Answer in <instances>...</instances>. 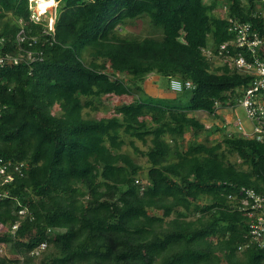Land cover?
<instances>
[{
  "label": "trees",
  "instance_id": "1",
  "mask_svg": "<svg viewBox=\"0 0 264 264\" xmlns=\"http://www.w3.org/2000/svg\"><path fill=\"white\" fill-rule=\"evenodd\" d=\"M55 1L51 31L29 0H0V54L19 56L0 65V158L23 162L0 185V264H264L238 194L264 193V138L218 137L194 114L235 108L250 86L202 49L233 37L228 16L263 32L264 0ZM144 17L158 34L122 33ZM149 73L193 87L152 103Z\"/></svg>",
  "mask_w": 264,
  "mask_h": 264
},
{
  "label": "built area",
  "instance_id": "2",
  "mask_svg": "<svg viewBox=\"0 0 264 264\" xmlns=\"http://www.w3.org/2000/svg\"><path fill=\"white\" fill-rule=\"evenodd\" d=\"M261 11L264 13V8ZM35 19L39 20V16L35 15ZM228 21L231 23L230 29L234 33L233 37L221 42L216 53L209 46L202 50L210 60L217 59L223 64L227 62L231 68L251 76L250 86L244 90L242 97L238 100L239 106L243 108L246 118L251 123V130L246 131L239 119H236L233 125L241 135L255 137L257 140L262 141L264 138L262 127L264 122V104L256 98V92L260 89L264 90V59L259 57L260 52L264 51V31L260 33L252 30L249 22L240 21L231 16H228ZM15 38L17 45L25 40L23 29L16 33ZM240 48H244L246 53L250 54L251 58L249 60L239 50ZM27 58L33 59L30 54H28ZM6 60L12 64H16L19 61L15 56L7 55V57H4L0 54L1 66ZM22 167V161H4L0 158V185L12 180L13 171L21 174ZM238 194L243 195L241 200L242 207L240 208L248 207L249 215L255 214V218L249 224L251 240L264 247V195L257 194L252 189L244 188H241ZM5 195H7V191L0 192V197ZM24 211V209H21L19 213L24 214ZM16 227L17 224L12 225L10 231H13ZM45 247L46 243L40 242L32 250V253L37 255Z\"/></svg>",
  "mask_w": 264,
  "mask_h": 264
},
{
  "label": "rangeland",
  "instance_id": "3",
  "mask_svg": "<svg viewBox=\"0 0 264 264\" xmlns=\"http://www.w3.org/2000/svg\"><path fill=\"white\" fill-rule=\"evenodd\" d=\"M35 5L31 2V7L33 9V12H35V14H37L38 13V12H36L37 5L36 6ZM56 9H57V6H56ZM46 11H47V13H45V15L42 17V21H46V26L49 29H52V27L54 25L55 11L56 10L54 9V7H48V9ZM153 31L154 30H152V28H150V26L148 25L147 18L144 17V18H137L135 20H128L127 23L123 26L122 33H124L126 35H129V36L131 35V36H139V37H144V36H147L149 34L154 35V34H158L159 33V32L155 33ZM211 62H212V66L213 67L222 66V64H223V62L217 61V59H213V60H211ZM149 77L150 78L151 77H158L159 82L162 81V83H160L162 87L168 85V79H166V78H164V77H162V76H160L158 74L151 73L147 78H149ZM159 87H160V85H159ZM136 95H137V93H134L133 97L136 96ZM172 96H170V95L157 96V95H151V94H146V95L143 94L142 98L146 99V101L154 103V102H163V101H166L168 99H172L171 98ZM178 96L180 97V100H179L180 103H182V104H187L188 103V100H189V97H188L189 96V92L188 91H186L182 95L178 94ZM130 98L131 97L123 98L124 100H121L119 98H113V99L110 98L109 100H107L104 103L103 106H100L97 110L84 109V113H88V114H90L93 117L109 116V115H111L113 113V106L115 104L123 103V101H129ZM52 110H53L52 113H57L58 112V109H57L56 106ZM232 112L234 113V119H239L241 124L243 126H245V129L246 130L249 129L247 131H250L251 124H250V121L246 118L244 110L242 109V107H240L239 105H236V107H235V109L233 111L232 110L229 111L230 119H231V117H233ZM199 117H201V116H199ZM230 123H232V122H230ZM233 131H234L233 127H230V129H229V127L226 126L224 132L221 133L220 130H218L216 132V134H217L218 137H222L223 133H229V132H233ZM230 159L233 161V160L236 159V157L235 156H231ZM137 161H138V163H141L142 165L145 164L144 163V159H137Z\"/></svg>",
  "mask_w": 264,
  "mask_h": 264
},
{
  "label": "crops",
  "instance_id": "4",
  "mask_svg": "<svg viewBox=\"0 0 264 264\" xmlns=\"http://www.w3.org/2000/svg\"><path fill=\"white\" fill-rule=\"evenodd\" d=\"M147 77H146V79L144 80V83H143L144 91L147 94L157 95V96H160V95H170V96H172L173 95L171 98L175 97L174 95L176 93L172 89H170L168 85L167 86H163V87L161 86L160 83H162V81L159 82L158 77H151V78L150 77L147 78ZM159 85H160V87H159ZM229 111H231V109H229L227 107H224V108H219L217 110V113H216L215 117H211V116L207 115L206 113H203V112H200V111L195 112V115L196 116L198 115V118L200 119V122H202L205 127L209 128V129L211 127H214V126L218 127L220 132L222 133V132L225 131V129L223 127L225 124H227V126L230 129V127H233V123L236 121L234 119V113L233 112H232L233 117H231V119H230ZM199 116H201V117H199ZM230 122H232V123H230ZM233 130H235V129H233ZM247 130H249V129H247Z\"/></svg>",
  "mask_w": 264,
  "mask_h": 264
},
{
  "label": "clouds",
  "instance_id": "5",
  "mask_svg": "<svg viewBox=\"0 0 264 264\" xmlns=\"http://www.w3.org/2000/svg\"><path fill=\"white\" fill-rule=\"evenodd\" d=\"M34 5L36 4V1L37 0H30ZM55 1V0H54ZM37 5V4H36ZM35 5V6H36ZM56 5H57V2L55 1V5L53 6L54 7V9L56 8ZM48 9V8H47ZM46 9V10H47ZM223 9H224V11L225 10H227V8L226 7H223ZM222 9V10H223ZM44 11V12H41L40 10H38L37 9V7H36V12H38L37 14H35V12H33V9H32V7H31V16H32V18L35 20V21H38V22H40V21H42V17L45 15V13H47V11ZM35 15H38L40 18H39V20H36L35 19ZM237 20H239V19H237ZM19 22H20V20H18ZM241 21V20H240ZM46 22V21H45ZM244 22H248V21H244ZM45 25H46V23H45ZM50 25V24H49ZM51 31L52 30H54V25H53V27H52V29H50ZM205 55V54H204ZM15 57H17L18 59H19V56L18 55H14ZM27 56H28V54H27ZM40 59H42V55L39 57ZM207 58V57H206ZM28 59V58H27ZM207 59H209V58H207ZM27 61H31L30 59H28ZM26 61V62H27ZM209 61L211 62V60L209 59ZM19 62V61H18ZM220 67V66H219ZM151 73H149L148 75H150ZM116 75H118L117 73H116ZM147 75V76H148ZM146 76V77H147ZM146 79V78H145ZM168 79V86H169V88L170 89H172L176 94L177 93H179V92H181V91H183V90H185V89H191L192 87H193V84L190 82V81H187V80H185V81H180V80H178V79H175V78H167ZM176 96V95H175ZM262 101V100H261ZM263 102V101H262ZM263 104H264V102H263ZM239 105V104H238ZM264 106V105H263ZM227 108H229V109H231V110H234L235 108H230V107H228L227 106ZM199 111V110H198ZM197 112V111H196ZM201 112V111H200ZM195 114V113H194ZM196 116V115H195ZM197 118H198V115L196 116ZM199 119V118H198ZM200 120V119H199ZM236 120V119H235ZM251 124V123H250ZM263 124H264V122H263ZM263 124H262V126H263ZM227 126V124H225L223 127H224V129H225V127ZM244 128H245V126H243ZM233 129H235L234 128V125H233ZM236 130V129H235ZM246 130V129H245ZM251 130V129H250ZM264 130V129H263ZM247 131V130H246ZM247 137V136H246ZM255 138V137H254ZM256 139V138H255ZM257 140V139H256ZM258 141H260V140H258ZM11 161V160H10ZM241 188H244V187H241ZM247 189H250V188H247ZM254 191V190H253ZM255 192V191H254ZM257 193V192H256ZM257 194H260V195H264V193H257ZM241 206L240 207H242V203L240 204ZM239 207V208H240ZM247 210V214H248V216H249V218H250V220L248 221V237H249V242L250 243H253V244H255L257 247H259V248H264L263 246H259L258 245V243L257 242H255V241H252L251 239V235H250V232H249V224H250V222L255 218V214H253V215H249V208L247 207V208H244V209H241L240 208V210ZM242 249V246H238V250H241Z\"/></svg>",
  "mask_w": 264,
  "mask_h": 264
},
{
  "label": "bare ground",
  "instance_id": "6",
  "mask_svg": "<svg viewBox=\"0 0 264 264\" xmlns=\"http://www.w3.org/2000/svg\"><path fill=\"white\" fill-rule=\"evenodd\" d=\"M37 9L44 12L48 7H53L55 5L54 0H37Z\"/></svg>",
  "mask_w": 264,
  "mask_h": 264
}]
</instances>
